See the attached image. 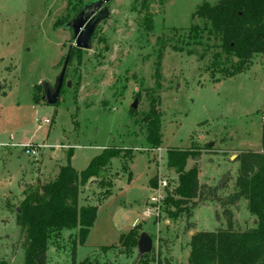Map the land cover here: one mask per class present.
Wrapping results in <instances>:
<instances>
[{"label": "rangeland", "instance_id": "rangeland-1", "mask_svg": "<svg viewBox=\"0 0 264 264\" xmlns=\"http://www.w3.org/2000/svg\"><path fill=\"white\" fill-rule=\"evenodd\" d=\"M94 1L0 0V261L23 262L26 233L16 225V209L36 186L35 169L47 151L65 165L63 153H72L71 167L84 171L102 147H115L124 150L120 158L89 179L95 185L80 188L79 207L97 206V215L77 257L80 263L74 264H137L135 246H119L135 219L136 239L144 232L153 241L143 264H188L194 233H242L254 226L247 202H230L241 154L261 151L264 56H254L241 74L223 78L219 69H231L233 59L222 57L224 67L213 68L216 42L204 40L206 48L187 38L192 26L205 23L192 19L197 7L220 0H148L146 5L143 0H112L91 50L71 54L64 80L71 87L63 86L58 103L47 106L41 101L42 87L54 86L71 44L65 25ZM146 16L153 20L150 32L144 29ZM152 101L160 115L158 149L145 142L143 118ZM36 120L50 124L39 126ZM26 145L34 146L36 155L26 156ZM168 150L189 151L186 169L196 167L199 185L211 190L188 202L189 214L170 215L176 210L167 199L177 201L178 179L167 168ZM40 174L42 183L53 180L49 165ZM160 180L167 182L165 200L155 207L154 219L143 218L139 204L144 200L145 206ZM75 234L63 232L59 242L49 244L47 264H72L68 240Z\"/></svg>", "mask_w": 264, "mask_h": 264}, {"label": "trees", "instance_id": "trees-1", "mask_svg": "<svg viewBox=\"0 0 264 264\" xmlns=\"http://www.w3.org/2000/svg\"><path fill=\"white\" fill-rule=\"evenodd\" d=\"M157 1L163 4L169 0ZM147 2L148 0H143L144 5ZM194 18L204 20V26H192L187 38L193 45L206 48L204 40L216 42L213 47L219 51L214 55L216 61L212 67L223 66L219 61L222 57L233 59L231 69H219L223 78L241 74L254 56H264V0H220L216 5L204 2L197 7L192 16V19ZM143 25L146 32L152 31V17L146 16ZM161 58L162 53L159 52L155 63L156 78H159ZM210 74L211 78H214L213 73ZM143 122L146 128V144L157 149L162 138L160 115L155 102H151L149 113L143 118ZM260 143V152L241 154L239 176L235 183L233 201L230 202L244 199L248 213L255 218L256 224L242 233L229 230L194 233L189 242L188 264H264V114ZM123 151L115 147L104 148L80 173L71 167L72 153H69L66 155V165L59 168L52 181L38 182L24 194L16 209V225L26 233L22 264H47L49 244L59 242L63 232L76 231L75 236L69 237L68 240L74 264L76 248L84 245L97 215V206L79 207L80 188L108 167L112 159L120 158ZM190 156L189 151H167V168L173 170L178 179L174 191L177 201L167 199L176 210L170 214L171 217L187 211L185 208L188 202L201 199L205 190L207 193L211 192L199 185L196 167L186 169ZM130 179L129 174L128 180ZM185 213L189 214L188 211ZM136 227L120 237L119 246L136 248ZM143 258L137 261V264H143ZM0 264L9 263L0 261Z\"/></svg>", "mask_w": 264, "mask_h": 264}, {"label": "water", "instance_id": "water-1", "mask_svg": "<svg viewBox=\"0 0 264 264\" xmlns=\"http://www.w3.org/2000/svg\"><path fill=\"white\" fill-rule=\"evenodd\" d=\"M112 0H96L91 4L84 5L82 9L75 15V17L65 25L71 34V44L68 47L66 56L64 58L61 71L55 79L53 87L48 84L43 85V96L41 101L47 106H55L58 103L60 93L63 86L69 89L71 82L66 81L64 85L65 75L71 54L74 49L79 51H90L92 47V39L97 27L109 18L108 5ZM1 92V85H0ZM137 105L134 103L131 108L136 109ZM211 146V144L209 145ZM95 180H90L88 187L95 185ZM256 221H254V225ZM153 248V241L147 233H141L137 239L136 244V260H141L144 256L149 255Z\"/></svg>", "mask_w": 264, "mask_h": 264}, {"label": "built area", "instance_id": "built-area-1", "mask_svg": "<svg viewBox=\"0 0 264 264\" xmlns=\"http://www.w3.org/2000/svg\"><path fill=\"white\" fill-rule=\"evenodd\" d=\"M39 126L48 125L50 122L48 120L42 121H35ZM31 145H26L23 147L24 154L26 156H34L36 155L37 151L33 149ZM158 149V148H157ZM167 188L166 181H158V184L152 187L151 195L148 198L145 206L144 211L142 213L143 218H153L156 216L155 207L159 206L165 200V192Z\"/></svg>", "mask_w": 264, "mask_h": 264}, {"label": "crops", "instance_id": "crops-1", "mask_svg": "<svg viewBox=\"0 0 264 264\" xmlns=\"http://www.w3.org/2000/svg\"><path fill=\"white\" fill-rule=\"evenodd\" d=\"M45 146V145H44ZM48 146H45V148H47ZM103 148V147H102ZM101 148V151L103 150ZM48 149V148H47ZM51 149V148H50ZM51 150H54V149H51ZM51 151H47V157H46V159L41 163V165H37V166H39V168H37V169H35V167H34V169H35V174H36V177H35V180L33 181V183L32 184H37L38 182H42L43 180H42V175L40 174V171H41V168L43 167V165H49L50 167H51V169H52V171H53V179L56 177V175L58 174V171H59V168L60 167H62V166H65V164H60V162L59 161H56L55 159H57V158H55L54 159V155H52V152L50 153ZM101 153V152H100ZM99 153V154H100ZM64 155H65V157H66V154H65V152L63 153ZM98 154V155H99ZM73 155V154H72ZM95 157V156H94ZM93 157V158H94ZM133 159V158H132ZM112 161V160H111ZM130 163H132V160H131V162ZM35 166V165H34ZM109 166H111V162H110V164H109ZM73 168V167H72ZM74 170H76L75 168H73ZM77 172H81V171H83V170H76ZM129 173L131 174V172H130V167H129ZM123 176V174H121L120 175V177H122ZM152 176V175H151ZM151 176H149V179H148V188H149V185H151V182L149 183V181H151L150 179H151ZM119 177V178H120ZM131 177H132V174H131ZM118 180V179H117ZM117 180H115V182H114V185H113V188H112V190L115 188V186H116V183H117ZM198 180H199V176H198ZM130 181V180H129ZM128 181V182H129ZM24 182V184H28L29 185V183H26L25 181H23ZM32 184H30V185H32ZM155 185V184H154ZM152 187H154V186H152ZM151 187V188H152ZM23 190V188L21 187V191ZM111 193V192H110ZM144 200L143 201H141V203L139 204L140 205V207L142 208V210L144 209V206H143V204H144ZM94 225V224H93ZM135 226H137V219H135L132 223H131V225H130V228H133V227H135ZM92 229H93V227L91 228V230H90V232H89V235H88V237H87V239H86V241H85V243H84V245L83 246H78L77 248H76V253H75V261L77 260V257H78V255L80 254L79 252H80V250L82 249V248H84V246L87 244V240H88V238H89V236H90V234H91V231H92ZM77 263H80L78 260H77Z\"/></svg>", "mask_w": 264, "mask_h": 264}]
</instances>
